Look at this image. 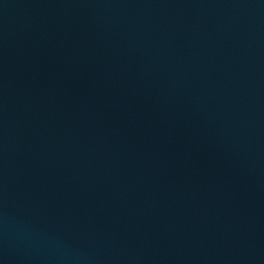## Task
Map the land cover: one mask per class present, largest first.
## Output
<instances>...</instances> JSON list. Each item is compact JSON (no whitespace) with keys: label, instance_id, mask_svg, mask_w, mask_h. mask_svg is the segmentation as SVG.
Returning a JSON list of instances; mask_svg holds the SVG:
<instances>
[{"label":"water","instance_id":"obj_1","mask_svg":"<svg viewBox=\"0 0 264 264\" xmlns=\"http://www.w3.org/2000/svg\"><path fill=\"white\" fill-rule=\"evenodd\" d=\"M0 264H264V0H0Z\"/></svg>","mask_w":264,"mask_h":264}]
</instances>
